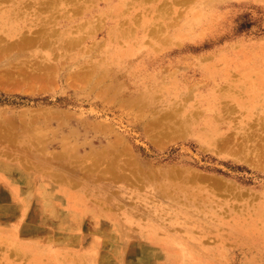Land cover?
Segmentation results:
<instances>
[{
	"label": "rangeland",
	"instance_id": "1",
	"mask_svg": "<svg viewBox=\"0 0 264 264\" xmlns=\"http://www.w3.org/2000/svg\"><path fill=\"white\" fill-rule=\"evenodd\" d=\"M205 1L198 0V4ZM98 5L83 8L86 14L79 9L69 16L76 12V23H83L81 16L97 15L100 8L108 10L102 1ZM156 5L152 2L147 6ZM205 5L194 19L196 26L185 28L166 43L169 49L179 50L167 56L173 62L161 69L200 67L206 60L220 59L222 52L257 51L264 42V0H216ZM19 17L23 22V15ZM165 20L170 22L169 17ZM160 21L148 27L143 24L149 36L133 48L135 53L157 49L153 47H158L169 30L165 34L159 30ZM64 22L65 18L59 17L55 29H68L61 25ZM11 23L10 19L0 23V31ZM113 23L110 16L95 29V17L79 27L84 32H76L73 20L70 26L74 32L69 34L85 36L79 45L69 48L64 34L62 42L50 48L32 44L8 52L10 46H6L7 53L0 51V76L17 80L13 85L0 84V132L7 134L0 136V163L8 165L7 178L27 196L31 211L50 200L51 190L69 188L83 216L82 232L87 226L88 238L93 230L104 242L118 239L122 253L118 264L174 260V264H263L264 254L258 251L264 250V155L252 156V142L244 138L247 134L251 139V131L257 135L262 132L264 137V92H241L239 85L234 86L238 82L235 78L227 83L237 92H222L226 80L216 84V92H202V73L190 68L181 81L191 84L192 92L185 93L180 108L174 113L165 109L139 112L122 101L119 93L101 91L116 76L109 69L114 65L115 49L110 47L114 44L104 43ZM129 42H118L119 49H127ZM139 56L132 54L133 59ZM23 62L43 65L48 78L34 81L35 87L26 89L20 79L26 71ZM100 74L102 80L90 83ZM81 77L86 81L78 79ZM255 77L253 80L264 86V73ZM239 83L242 86L243 82ZM214 94L220 98L218 105L211 102ZM251 94L257 96L252 103L236 102V98L245 101ZM155 117L166 119L162 129L149 126ZM172 125L181 127H169ZM164 131L168 137L160 144ZM244 140L245 150L240 146ZM87 206L94 210L84 211ZM34 224L30 229V221L22 222L19 232L33 237L40 228L36 221ZM131 249L139 255L137 263L129 261ZM3 252L0 243L1 259ZM11 260L20 263L17 256Z\"/></svg>",
	"mask_w": 264,
	"mask_h": 264
},
{
	"label": "bare ground",
	"instance_id": "2",
	"mask_svg": "<svg viewBox=\"0 0 264 264\" xmlns=\"http://www.w3.org/2000/svg\"><path fill=\"white\" fill-rule=\"evenodd\" d=\"M31 1L32 3L23 2V5H21L20 3H16L14 0H0V11H4L0 13V23L8 22L9 19L12 22L11 26L8 27L7 30L4 28L0 31L1 53H7L9 49L14 51L15 49L19 50L22 47L27 48L32 44L41 46L46 45L49 47L55 45L56 43L58 44L62 42L64 39V34H67L68 37L67 44L65 45L67 48L72 47L73 45H79V42L84 39L85 35L78 34L72 36L69 34L73 31V28L70 26L73 20H75L76 24V29L74 30L76 32H84V30L80 29L79 27H85L86 24H89L93 18L96 17L97 25L94 27L96 29V27L103 25L107 17L112 16L114 23L111 25V30L105 35L104 43L108 45L110 42H113L114 44V46H110L111 48L115 49L112 51L114 65L109 69L112 70L116 76L107 81L101 91L109 92L111 89L113 92L119 93L122 95V101L128 104V106L136 107L139 112L165 109L170 110L169 113H174L176 109L180 108L181 103L186 100L185 93L192 92L191 84L189 85L182 82L185 79L184 75L186 70L190 68L193 69V72L198 71L199 73H202V82L204 83V86L201 87L203 90L202 92H209L210 94L216 92V84L223 82V80H226V85L223 84V87L220 88L223 90L222 92H237L231 90V84L227 83V80H230L229 78H235L238 81L234 86L239 85L238 87H240L241 92H264V86L261 83L255 82L253 80V76L257 77L258 75L264 73V60H262V54L264 52V49L262 51V48H264V42L262 41L260 43L261 46L258 47L259 49L257 51H248L246 49V51L244 50L245 52L242 51L239 54L222 52L220 54V59L215 58V60L211 61L206 60L205 65L200 67L191 65L187 66L186 68H176L175 71H171L170 69H161L164 66H169L168 64L170 62H173L172 59H167V56H169L171 52L179 50L174 47L169 49V46L166 45V43L175 35L179 36L177 34H182L185 28L196 26L198 22H194V19L198 18L197 15L200 13L201 9L206 8L205 3L210 6L211 3L216 0H206L205 3L202 4H198V0ZM99 1L105 3L104 6H107L108 10L103 11V9L100 8L97 15L92 13V16L91 14L87 17L81 16V18L84 20L83 23H81L79 20V23H76L77 19L74 17L78 15L76 12L75 15L69 16L72 11H77L83 8L93 9L98 7ZM152 2H157L158 5L148 7L147 5ZM5 3H7V5ZM177 4H179V7H176ZM85 9H83V14H86ZM169 9H171V11ZM23 13H26L27 17ZM19 14L23 15V22L21 17H19ZM29 15L32 17H28ZM13 17L17 18V20L15 21L11 19ZM59 17L65 18V22L61 25L64 28L68 27V29L64 31L55 29V25L58 24ZM168 17L170 22H166L165 20ZM160 19H162V21L159 22L161 23L159 25V30H161L164 34L167 29L169 30L166 35L160 38L158 47H153L157 49L151 50V48H147L145 49L146 52L139 53L138 51L135 53L133 48H135L138 43L140 44L142 41H144V38L149 36V33L146 32L145 27L150 26L151 22L155 23L156 20ZM145 23L146 25L144 27L143 24ZM127 40L130 41L128 48L121 51L119 49L118 42H121L123 45V41ZM6 46H10V48L7 49V52L6 50L4 51ZM253 49L255 48L253 47ZM260 53L261 55H259ZM132 54H138L140 56L133 59ZM249 54H252V58L249 57ZM251 60L253 61L251 62ZM23 63L26 68V71L22 72L23 77H20V79L23 78V83H21L23 84V87H35L34 81H44L48 76L47 72L45 73L42 71V69H44L43 65H40V67L35 65L34 67L30 62ZM49 67L51 68V66ZM89 72L90 71H88V73ZM0 73L2 72L0 71ZM3 75H5V73ZM18 76H20V74ZM52 79L51 82L53 81ZM78 79L81 80L82 77ZM83 79L82 81L85 82L86 80L84 79V81ZM75 80H77V78ZM100 80H102L101 74L94 80H91L90 83ZM239 81L243 82L241 83L242 86L240 85ZM2 82L12 84L16 83L17 80L0 76V84ZM19 82L17 85H19ZM76 82L80 81L77 80ZM74 84L75 83L73 82V85ZM39 89L41 88L39 87ZM217 91L221 92L220 90ZM125 93H127L126 96L124 95ZM254 96V94H251V98L246 97L245 101L244 99H239L238 97L236 98L238 100L236 102L243 105L250 100V103H252ZM255 97L257 98V96ZM218 98L219 97L217 94H214L211 102H215V104L218 105L220 100V98ZM7 118H9V116H7ZM162 118L163 117H155L152 119V123H150L149 126L153 128H161L163 126L162 122H166V119ZM23 119L24 118L21 120ZM25 121L27 122V120ZM8 123L12 124V121H8ZM14 124L16 125V123H13V126ZM168 125L166 126L168 127ZM169 127L180 128L181 126L179 127V125H172ZM165 131L168 133V135L171 133V131ZM165 131L163 132V138H159L162 140L160 144H163L167 139L166 137H168L166 136L167 134H164ZM253 133L254 132L251 131L250 138L252 140L248 139L250 135L247 136V134H245L246 136L244 135V139L247 138V140L252 142V145L249 148V152L252 153V156L261 157L264 155L263 133L259 132L258 135ZM1 135L2 134L0 132V136ZM4 135L6 137L7 134H3L2 136ZM9 137L10 136L8 135L7 140ZM98 143L99 142H97V144ZM246 144L247 142L244 140L242 143H240V146L245 150V148H247ZM88 154L90 155V153ZM7 166L8 165L6 164L0 163V243H2L4 248V257L2 259L0 258V264H20L21 261L23 264L26 262L31 264H118V259L122 254L120 253L121 250L118 246V239L114 240L112 243H107L106 241L104 242L96 236V232L93 230H89L93 233V236L88 238V231H86V229L89 228H87V226L84 227L82 232L81 224L83 216L81 215L82 213L78 212L79 210H77L76 205L78 200L69 191V188H56L51 190L54 194L51 195L50 200L46 203L42 202V206H40L39 210L31 211L30 202L27 199V196L21 192L18 186H12L11 180L7 178L6 172L9 169ZM194 176L196 175L194 174ZM67 192H69L68 195ZM65 195L67 198L64 197ZM39 198L40 197L38 196V199ZM83 210L92 211L94 209L87 206ZM25 221H30L31 223L32 227L29 225L28 229L30 227V229L34 228L35 221L40 226L39 230H44L43 227L45 226L47 229H45L44 232H39L38 230V232H34L32 234L33 237H30V234L27 232H19V227L21 226L22 222L24 223ZM94 222H96L95 225H97V221H93L92 223ZM244 234L247 235L245 231H242V235ZM120 237H122V235H120ZM35 240L37 242H35ZM100 248L103 251H101ZM49 249H52L55 252L50 254ZM131 250L133 251V249ZM258 253L263 255L264 250L258 251ZM14 256H17V259L20 260V263H16L14 260H11V258ZM138 256L139 255L136 253V251L131 252L129 254V261L131 263H137V260L139 259ZM174 262L175 260L170 262L161 261L160 264H174Z\"/></svg>",
	"mask_w": 264,
	"mask_h": 264
}]
</instances>
